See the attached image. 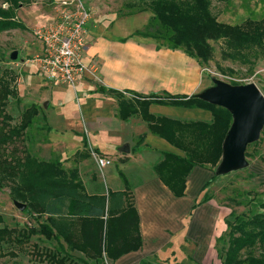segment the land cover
Wrapping results in <instances>:
<instances>
[{
  "label": "trees",
  "instance_id": "16d2710c",
  "mask_svg": "<svg viewBox=\"0 0 264 264\" xmlns=\"http://www.w3.org/2000/svg\"><path fill=\"white\" fill-rule=\"evenodd\" d=\"M138 1L143 7L140 11L144 9L141 12L149 13L150 18L143 30L134 35L152 39L157 49L184 53L200 69L212 62L213 44L218 43L222 60L246 63L250 59H264V19L246 20L241 25L220 23L212 13L211 0ZM260 1L264 4V0ZM28 4L30 0H0V33L25 29L17 19V12ZM9 57V54L2 55L0 60L13 62ZM2 65L0 188L8 187L12 201L26 206L23 213L33 225L20 229L0 227V256L16 257L19 252L31 253L44 264H87L84 259L95 264H104L105 260L114 264L123 256L139 251L142 247L139 216L126 191L89 195L76 169H64L57 159L37 158L25 147L32 139L31 132L36 147L45 142L44 135L37 134L42 128L36 122L41 116L44 124L43 111L32 104L22 110L18 123L12 124L13 116L7 112V107L11 101L20 103L15 87L17 73ZM220 71L232 73L229 69ZM259 91L264 96V90ZM108 92L117 98L120 120L139 115L151 134L184 154L179 157L164 153L153 168L176 198L184 196L186 179L194 168L213 169L220 162L223 144L233 123L228 110L195 96L153 95L149 101L140 95L132 94L133 99H126L122 93ZM150 104L198 109L209 113L211 120L183 122L153 116L148 113ZM256 143L249 145L246 151ZM81 157L88 155L84 153ZM245 157L250 154L245 152ZM261 160L264 162V157ZM206 201L207 197L203 199ZM227 227L222 264H264V214H243L235 217L232 224L228 222ZM33 238L42 242L41 246L31 244ZM28 246L35 251L29 252ZM5 248L12 250L3 255ZM74 252L82 253L84 259L76 258ZM257 252L260 255L256 256Z\"/></svg>",
  "mask_w": 264,
  "mask_h": 264
},
{
  "label": "crops",
  "instance_id": "0c3cea01",
  "mask_svg": "<svg viewBox=\"0 0 264 264\" xmlns=\"http://www.w3.org/2000/svg\"><path fill=\"white\" fill-rule=\"evenodd\" d=\"M89 8L91 12L86 26L87 47L82 58L85 72L77 77L73 86L48 85L49 87L46 88H49V96L42 95L40 103L33 102L42 109L45 119L43 127L42 125L39 127L42 131L37 133L44 135L42 138H45V142L39 146V149L40 154L42 153L41 157L47 159L59 158L63 162L77 161L74 163L75 168L69 170L78 171L79 180L85 191L88 185L92 189L105 188V195L108 192H127L139 216L142 247L137 252L123 256L114 264H140L143 255L146 254L145 248L149 245L150 254L155 249H158V253L165 249L162 248L163 244H158L159 239L158 236L156 237V232L160 230V221L165 231H168L165 226L173 230L172 233L169 231L167 244L170 245L173 237H179L182 240L191 238V226L196 218L195 215H191L194 199L200 204L199 211L205 213L203 217H200V222L207 223L214 213L213 207L209 201L208 203L200 201L198 197L202 193L201 189L204 186L202 184L209 177L205 176V181L203 177L195 179L192 185L193 174L204 169L194 168L186 179L184 196L176 198L160 181L153 168L162 159L164 153L179 157H183L184 154L164 139L151 134L139 115L126 121L120 120L117 116V98L108 91L122 93L126 99H133L132 94L146 98L163 94L200 97L214 86L201 77L198 64L184 53L157 49L152 39L135 36L134 33L142 31L148 21L140 28L141 30H134L133 33L128 32L123 36L114 35L111 32L112 25L108 26L105 23L109 22L108 18L111 15L119 11L112 9L100 11L95 5ZM22 9L24 8L19 10ZM142 13L148 14L149 20L150 14L147 12L123 17L140 16ZM37 15L40 21H36L35 25L46 24L54 18L50 12L49 14L38 12ZM24 27L26 29L29 26L25 24ZM34 46L36 47H31L30 50L26 47L25 51L31 55H38L37 50L40 52V47L38 44ZM15 51L18 58L20 52ZM11 66L14 71L17 70L18 80L26 85L24 76H21L22 65L19 61L11 62ZM19 90L18 87L20 94ZM24 90L25 94L30 92L27 87ZM73 100L74 107L70 106ZM149 101L152 99L149 98ZM43 103L47 105L46 108L42 107ZM148 113L183 122H210L211 120L209 113L198 109L158 104H150ZM79 135L83 138L84 148L74 152L73 136L79 138ZM63 136H67L66 139ZM125 145L129 147L128 154L121 153ZM111 147L115 150H110ZM91 150L112 160L111 166L103 169L105 171L101 170L103 172L100 174V170L89 161ZM68 152L71 155L68 156L66 154ZM84 153L88 155L87 158L81 157ZM112 167L116 168V172L112 170ZM80 170H86L85 177L88 179L82 177ZM192 187H195L197 191L194 196ZM200 198L203 199V195ZM167 251L173 253L171 248ZM79 254L84 256L82 253ZM105 262L107 263L106 260Z\"/></svg>",
  "mask_w": 264,
  "mask_h": 264
},
{
  "label": "rangeland",
  "instance_id": "374dc122",
  "mask_svg": "<svg viewBox=\"0 0 264 264\" xmlns=\"http://www.w3.org/2000/svg\"><path fill=\"white\" fill-rule=\"evenodd\" d=\"M64 0H30V4L25 5L21 11L17 12V19L25 24H28V28L21 30H11L0 33V57L11 54V51L18 50L19 64L22 65L20 68L21 76H24L25 84L19 81V74H16V88L18 92V87L20 94V103L11 101L7 107V112L13 116V123H18L20 119V114L24 108L29 107L33 102H41L40 96H49L48 85H56L48 80H46L38 70L36 64L29 63L30 60L35 58V54H30L25 51L27 47L28 50L31 47L35 48V44L39 45L34 31L37 27L43 25L39 23L35 25L36 21H40V17L37 15L38 12L52 13L54 17L56 12V6ZM88 9L89 6H97L98 10H118L119 13L111 15L106 21V25H112L111 32L114 35L123 36L124 34L134 30L142 28L148 21V14L142 13L140 16H132L125 18V15H133L136 13H141L145 11L141 5H139L138 0H84ZM211 10L214 16L217 18L218 22L230 24V25H241L246 20H262L264 19V4L260 0H231L230 2H225L223 0H211ZM130 5H134L133 7ZM91 12V11H90ZM147 19V20H146ZM35 25V26H33ZM141 30V29H140ZM214 55L213 60L208 66H205L200 70L201 77L206 79L209 84L212 83L214 86L215 82H221L232 86V84H254L259 90H264V77L256 75V72L264 68V59L253 60L250 59L246 63L233 62L229 60L221 59V44H213ZM40 47V45H39ZM38 54L40 53L37 50ZM37 54V53H36ZM29 60V61H27ZM5 60H0L5 67L11 66V62H4ZM11 61V60H10ZM22 61L24 62L22 64ZM28 62V63H27ZM6 63V64H5ZM3 66V65H2ZM220 69L226 71V69L232 70V73L222 72ZM14 73V72H13ZM33 77V78H32ZM37 79H36V78ZM39 81V82H38ZM238 85V86H240ZM67 86V85H64ZM25 87L29 88L30 92L25 94ZM46 88V89H44ZM33 90V91H31ZM73 94V93H72ZM72 97V96H71ZM36 99V100H35ZM75 101L71 102L72 107H74ZM45 103L42 104L44 108ZM55 108V106H54ZM76 113V112H75ZM41 116H39L36 122L39 127L42 125ZM75 135V134H74ZM32 139L30 143H26V148L37 158L42 160H49L45 157H41V150L39 149V144L36 147V142H34L33 135L31 132ZM67 136H63L66 139ZM74 141V152L80 148H84V141L82 136L79 138L73 136ZM37 139V138H36ZM44 143V142H42ZM41 144V143H40ZM71 148V147H70ZM110 150H115L114 148ZM73 152V151H72ZM250 157H245V165L242 168L222 173L220 171V163L213 169H203L197 171L193 174L192 185L195 179H200L203 177L204 181L206 177L209 178L202 184L204 185L201 189L202 193L199 195L198 199L202 201L205 197L208 198L209 204L212 205L214 213L208 219L207 223L200 222V217L205 215L204 212L199 211L200 204H198L195 199L192 201L193 205L191 208V215H195L194 221L191 226V238L188 240L179 239V237H173L171 243L167 244V238L170 236L169 233L171 227L165 226L168 231H165L162 222H159V232H156V237L158 236V244H163V249L158 253V249L153 250L150 254L149 247L145 248L146 254L143 255V260L140 264H222V254L223 250L226 248V234L228 231L227 223H233L234 218L241 216L243 214L252 216L254 213L264 214V162L261 157H264V131L260 134L257 143L251 146L247 151ZM68 156L71 155L70 152L66 153ZM65 154V155H66ZM90 162L95 165L91 156L88 157ZM60 162L61 159H57ZM78 160H83L78 158ZM74 163L77 161L65 160L62 161L64 169H72ZM96 166V165H95ZM111 169V168H110ZM112 170L116 172V168L112 167ZM105 171V170H103ZM103 171H99V174ZM208 171V172H206ZM82 177L87 178L86 170H80ZM209 173V174H208ZM118 174V172H117ZM211 174V175H210ZM103 175V174H102ZM101 175V176H102ZM206 176V177H205ZM88 179V178H87ZM210 179V180H209ZM86 181V179H83ZM87 182V181H86ZM87 185V184H86ZM199 185V184H198ZM201 186V185H200ZM199 186V187H200ZM86 192L88 194L96 193H106L105 188L102 189H92L87 185ZM197 193L195 187H192V195ZM201 199L200 197H202ZM12 199L9 195V188H0V227L16 228L20 229L33 225V221L28 218V216L18 211L13 206ZM203 203V202H201ZM206 203H208L206 201ZM200 212L198 215L197 213ZM188 218V216H187ZM197 221V222H196ZM177 224V223H176ZM170 231V232H169ZM148 236V235H147ZM213 238L211 239V237ZM225 239V241H223ZM169 240V239H168ZM36 244V246H41L42 242H38L36 238L31 240V244ZM174 246V249H173ZM171 248V252H168ZM12 249H3L2 254L10 252ZM14 250V249H13ZM28 251L33 252L31 246H28ZM15 253V251L13 252ZM206 253H208L206 255ZM76 258L84 259L78 252L73 253ZM206 255V256H205ZM260 255L259 252L256 256ZM204 259V260H203ZM87 264H95L93 261L85 259ZM104 264H110L109 261ZM0 264H44L40 262L38 257L33 254H21L18 252L16 257L11 256H0Z\"/></svg>",
  "mask_w": 264,
  "mask_h": 264
},
{
  "label": "built area",
  "instance_id": "2783aa9c",
  "mask_svg": "<svg viewBox=\"0 0 264 264\" xmlns=\"http://www.w3.org/2000/svg\"><path fill=\"white\" fill-rule=\"evenodd\" d=\"M89 19L90 10L84 0H64L56 6L54 18L35 29L40 53L30 63L38 66L46 80L56 85L73 86L77 77L85 72L82 58L87 47ZM256 75L264 77V68ZM89 153L100 171L111 166V159L92 150Z\"/></svg>",
  "mask_w": 264,
  "mask_h": 264
},
{
  "label": "water",
  "instance_id": "95a60500",
  "mask_svg": "<svg viewBox=\"0 0 264 264\" xmlns=\"http://www.w3.org/2000/svg\"><path fill=\"white\" fill-rule=\"evenodd\" d=\"M9 58L16 61L17 51H13ZM198 98L232 114L233 123L223 144L220 171L227 173L242 168L247 147L259 139L264 129V96L254 84L230 86L215 82L212 89ZM121 153L128 154L129 147L123 146ZM13 206L20 212L26 208L16 201Z\"/></svg>",
  "mask_w": 264,
  "mask_h": 264
}]
</instances>
